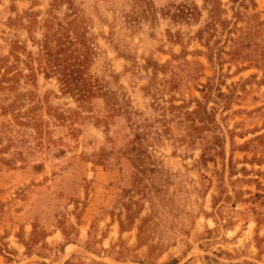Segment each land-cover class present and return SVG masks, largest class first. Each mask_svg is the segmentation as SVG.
Listing matches in <instances>:
<instances>
[{"label": "rangeland", "instance_id": "374dc122", "mask_svg": "<svg viewBox=\"0 0 264 264\" xmlns=\"http://www.w3.org/2000/svg\"><path fill=\"white\" fill-rule=\"evenodd\" d=\"M208 261L264 264V0H0V264Z\"/></svg>", "mask_w": 264, "mask_h": 264}, {"label": "crops", "instance_id": "0c3cea01", "mask_svg": "<svg viewBox=\"0 0 264 264\" xmlns=\"http://www.w3.org/2000/svg\"><path fill=\"white\" fill-rule=\"evenodd\" d=\"M84 220V221H83ZM82 221V224H84L85 223V221H86V218H84ZM78 234V233H77ZM76 236H78V235H76ZM69 247H74V248H77L75 245H73L72 243H71V241H66V245H64L63 247H62V249H61V253H62V251H64L65 250V248H66V261L69 259V258H71L72 257V251L73 250H68L69 249ZM81 251H83V249H81ZM67 264V263H66Z\"/></svg>", "mask_w": 264, "mask_h": 264}, {"label": "built area", "instance_id": "2783aa9c", "mask_svg": "<svg viewBox=\"0 0 264 264\" xmlns=\"http://www.w3.org/2000/svg\"><path fill=\"white\" fill-rule=\"evenodd\" d=\"M205 264H219L218 262H215V261H208L207 263Z\"/></svg>", "mask_w": 264, "mask_h": 264}]
</instances>
